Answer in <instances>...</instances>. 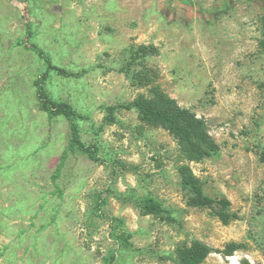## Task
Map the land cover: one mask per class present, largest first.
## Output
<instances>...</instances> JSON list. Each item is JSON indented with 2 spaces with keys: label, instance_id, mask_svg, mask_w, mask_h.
Returning <instances> with one entry per match:
<instances>
[{
  "label": "rangeland",
  "instance_id": "rangeland-1",
  "mask_svg": "<svg viewBox=\"0 0 264 264\" xmlns=\"http://www.w3.org/2000/svg\"><path fill=\"white\" fill-rule=\"evenodd\" d=\"M45 72L102 159L42 107ZM157 92L205 120L212 156L136 110L107 120ZM195 240L201 264H264V0H0V264H181Z\"/></svg>",
  "mask_w": 264,
  "mask_h": 264
},
{
  "label": "trees",
  "instance_id": "trees-1",
  "mask_svg": "<svg viewBox=\"0 0 264 264\" xmlns=\"http://www.w3.org/2000/svg\"><path fill=\"white\" fill-rule=\"evenodd\" d=\"M40 56L48 64L49 69H53L61 74L68 75L67 71L51 63L50 56L40 47L37 48ZM151 53L153 50L145 49L140 53ZM140 62H144L140 61ZM48 72H45L37 80V94L41 100L42 107L52 114H63L68 120L71 130L70 148H78L93 160L102 159V147L98 142L88 143L82 138V129L79 119L84 115L78 111L73 104L67 101L52 99L46 88ZM149 76V75H147ZM146 76V77H147ZM136 110L143 120L150 121L156 125H163L169 129L185 148L187 157L190 160H204L212 156L215 150V141L210 136L207 123L204 119L196 117L194 113L186 108L180 107L177 102L163 93H155V97L138 98L126 103H118L109 108L107 120L114 122V113L120 109ZM100 132V130H98ZM98 134V133H97ZM115 168L125 166L117 162L112 163ZM117 164V165H116ZM63 168V162L58 165L54 180L60 176ZM179 172L182 175L181 183L187 187L194 195L193 200L196 204L207 205L210 200L204 194L200 179H198L190 166L187 164L179 165ZM106 201H104L105 203ZM213 251V247L201 240L193 241V244L180 257L181 264H201V262ZM226 255H232L233 250L224 252ZM116 255L113 253L106 264H114Z\"/></svg>",
  "mask_w": 264,
  "mask_h": 264
},
{
  "label": "bare ground",
  "instance_id": "bare-ground-1",
  "mask_svg": "<svg viewBox=\"0 0 264 264\" xmlns=\"http://www.w3.org/2000/svg\"><path fill=\"white\" fill-rule=\"evenodd\" d=\"M234 259L237 260L236 258H234ZM235 263H236V262H235ZM235 263H234V264H235Z\"/></svg>",
  "mask_w": 264,
  "mask_h": 264
}]
</instances>
